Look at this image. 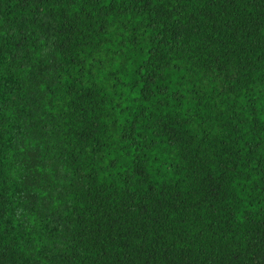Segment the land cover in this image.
<instances>
[{
  "label": "trees",
  "instance_id": "obj_1",
  "mask_svg": "<svg viewBox=\"0 0 264 264\" xmlns=\"http://www.w3.org/2000/svg\"><path fill=\"white\" fill-rule=\"evenodd\" d=\"M0 264H264V0H0Z\"/></svg>",
  "mask_w": 264,
  "mask_h": 264
}]
</instances>
